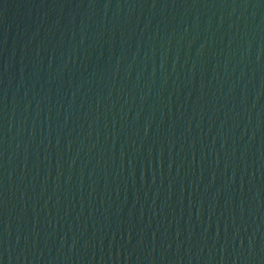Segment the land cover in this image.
Wrapping results in <instances>:
<instances>
[{
  "label": "water",
  "instance_id": "1",
  "mask_svg": "<svg viewBox=\"0 0 264 264\" xmlns=\"http://www.w3.org/2000/svg\"><path fill=\"white\" fill-rule=\"evenodd\" d=\"M0 264H264V0H0Z\"/></svg>",
  "mask_w": 264,
  "mask_h": 264
}]
</instances>
